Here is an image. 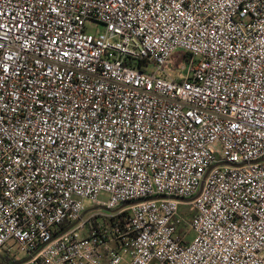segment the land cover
I'll return each mask as SVG.
<instances>
[{
    "label": "built area",
    "instance_id": "obj_1",
    "mask_svg": "<svg viewBox=\"0 0 264 264\" xmlns=\"http://www.w3.org/2000/svg\"><path fill=\"white\" fill-rule=\"evenodd\" d=\"M0 255L264 264V0H0Z\"/></svg>",
    "mask_w": 264,
    "mask_h": 264
},
{
    "label": "rangeland",
    "instance_id": "obj_2",
    "mask_svg": "<svg viewBox=\"0 0 264 264\" xmlns=\"http://www.w3.org/2000/svg\"><path fill=\"white\" fill-rule=\"evenodd\" d=\"M87 28H88V31L91 32V33H95L97 31H101L102 30V26L101 25H98L96 23H93V22H89L87 24ZM174 58L177 60V62H179L180 64H184L187 60V55L184 51L182 50H179L175 53V56ZM106 195H103L102 198L106 199ZM85 205L87 208H91L93 205L91 204V202L89 201H86L85 202ZM192 208L190 207H186V206H181V212L186 215L187 217L189 216V214L191 215V212H192ZM194 234V233H193ZM192 234V237H194V235ZM15 253L17 254V257L19 260L21 259H24L26 257V254L24 253H18L16 249L13 250L12 252V255H15ZM3 254L5 255V251L3 252ZM125 258H129V257H125Z\"/></svg>",
    "mask_w": 264,
    "mask_h": 264
},
{
    "label": "trees",
    "instance_id": "obj_3",
    "mask_svg": "<svg viewBox=\"0 0 264 264\" xmlns=\"http://www.w3.org/2000/svg\"><path fill=\"white\" fill-rule=\"evenodd\" d=\"M3 256L0 255V258H2ZM18 260H16V258L14 257H9V256H5L3 257V261H0V264H14L17 263Z\"/></svg>",
    "mask_w": 264,
    "mask_h": 264
},
{
    "label": "water",
    "instance_id": "obj_4",
    "mask_svg": "<svg viewBox=\"0 0 264 264\" xmlns=\"http://www.w3.org/2000/svg\"><path fill=\"white\" fill-rule=\"evenodd\" d=\"M24 262V261H23ZM22 262H20V263H16V264H21Z\"/></svg>",
    "mask_w": 264,
    "mask_h": 264
}]
</instances>
